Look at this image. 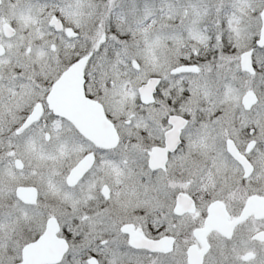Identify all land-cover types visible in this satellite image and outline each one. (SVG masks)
<instances>
[{
  "label": "snow or ice",
  "instance_id": "obj_1",
  "mask_svg": "<svg viewBox=\"0 0 264 264\" xmlns=\"http://www.w3.org/2000/svg\"><path fill=\"white\" fill-rule=\"evenodd\" d=\"M0 264H264V0H0Z\"/></svg>",
  "mask_w": 264,
  "mask_h": 264
}]
</instances>
